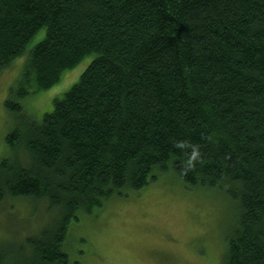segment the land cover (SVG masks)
<instances>
[{
	"label": "trees",
	"instance_id": "trees-1",
	"mask_svg": "<svg viewBox=\"0 0 264 264\" xmlns=\"http://www.w3.org/2000/svg\"><path fill=\"white\" fill-rule=\"evenodd\" d=\"M43 30L0 159V203L50 216L25 264H69L72 222L167 172L237 202L222 264H264V0H0V73ZM89 56L51 112L25 110Z\"/></svg>",
	"mask_w": 264,
	"mask_h": 264
},
{
	"label": "rangeland",
	"instance_id": "rangeland-1",
	"mask_svg": "<svg viewBox=\"0 0 264 264\" xmlns=\"http://www.w3.org/2000/svg\"><path fill=\"white\" fill-rule=\"evenodd\" d=\"M0 73V159L8 156L6 137L14 120L5 108L19 84L28 51ZM84 58L66 71L54 87L22 101L36 119L51 112L54 100L79 80L92 62ZM239 214L237 202L218 190L187 188L172 172L159 175L141 191L109 199L102 208L70 224L65 244L69 264H222L226 235ZM43 203L6 200L0 203V253L6 264H25L30 250L25 239L49 220Z\"/></svg>",
	"mask_w": 264,
	"mask_h": 264
}]
</instances>
